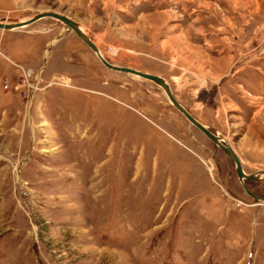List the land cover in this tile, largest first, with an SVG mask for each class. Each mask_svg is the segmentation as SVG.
Listing matches in <instances>:
<instances>
[{"label": "rangeland", "instance_id": "1", "mask_svg": "<svg viewBox=\"0 0 264 264\" xmlns=\"http://www.w3.org/2000/svg\"><path fill=\"white\" fill-rule=\"evenodd\" d=\"M42 11L264 171V0H0ZM0 264H264V201L161 87L43 17L0 28Z\"/></svg>", "mask_w": 264, "mask_h": 264}, {"label": "water", "instance_id": "2", "mask_svg": "<svg viewBox=\"0 0 264 264\" xmlns=\"http://www.w3.org/2000/svg\"><path fill=\"white\" fill-rule=\"evenodd\" d=\"M43 17H53L58 20H60L63 25L69 29H71L79 39H81L98 57V59L103 63L104 66H106L109 69L129 73L147 80H150L154 82L156 85L162 88L164 93L166 94L168 100L170 103L196 128H198L212 143H214L226 156L230 158V160L234 163L235 166V172L236 175L241 182L245 192L252 197L253 203H260L264 201V194L259 195L254 192H252L246 185V180H260L261 175H264V171H256L253 173L245 172L240 158L236 151L233 149V147L220 135L215 133L213 130H211L209 127H207L205 124H203L201 121H199L196 117H194L185 106L179 102V100L175 97L173 94L170 85L160 75L149 73L145 71H141L132 67L123 66V65H117L114 63L109 62L103 55L101 54L99 47L97 44L87 35L85 30L81 29V25L70 19L67 16H64L62 14L56 13V12H50V11H42L35 13L31 17L17 21V22H4V20H0V28L11 30L16 29L19 27H23L25 25H28L40 18Z\"/></svg>", "mask_w": 264, "mask_h": 264}, {"label": "bare ground", "instance_id": "3", "mask_svg": "<svg viewBox=\"0 0 264 264\" xmlns=\"http://www.w3.org/2000/svg\"><path fill=\"white\" fill-rule=\"evenodd\" d=\"M81 29H83V30H84V28H82V27H81ZM85 32H86V30H85Z\"/></svg>", "mask_w": 264, "mask_h": 264}]
</instances>
